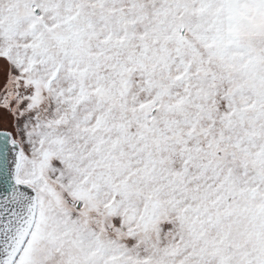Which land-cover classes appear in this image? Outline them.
Returning <instances> with one entry per match:
<instances>
[{
    "label": "snow or ice",
    "instance_id": "snow-or-ice-1",
    "mask_svg": "<svg viewBox=\"0 0 264 264\" xmlns=\"http://www.w3.org/2000/svg\"><path fill=\"white\" fill-rule=\"evenodd\" d=\"M0 264H264V0H0Z\"/></svg>",
    "mask_w": 264,
    "mask_h": 264
}]
</instances>
